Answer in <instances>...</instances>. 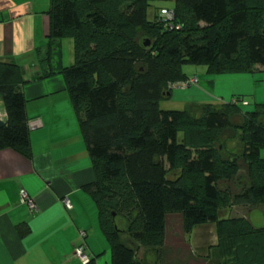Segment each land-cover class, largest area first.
I'll use <instances>...</instances> for the list:
<instances>
[{"label": "trees", "instance_id": "16d2710c", "mask_svg": "<svg viewBox=\"0 0 264 264\" xmlns=\"http://www.w3.org/2000/svg\"><path fill=\"white\" fill-rule=\"evenodd\" d=\"M155 1L52 0L50 12V38L74 41L75 63L62 76L96 175L87 191L98 206L112 264H143L133 244H160L167 207L181 213L186 233L215 226L219 264H264V228L222 218L225 208L264 206V104L246 110V100L237 97L203 105L198 117L159 108L173 84L188 80L184 65L206 66L212 75L264 69V0H165L175 4L172 27L161 18L163 9L147 20ZM143 34L152 38L141 41ZM24 84L15 63L0 61L6 111L0 151L29 158ZM238 113L244 117L239 154L248 181L233 191L240 166L219 157L216 139ZM134 212L131 243H125L112 217Z\"/></svg>", "mask_w": 264, "mask_h": 264}, {"label": "crops", "instance_id": "0c3cea01", "mask_svg": "<svg viewBox=\"0 0 264 264\" xmlns=\"http://www.w3.org/2000/svg\"><path fill=\"white\" fill-rule=\"evenodd\" d=\"M51 8L52 0H0V61L21 70L31 140L29 158L10 149L0 151V264H84L77 255L81 247L88 258L99 256L96 264H112L98 206L87 191L96 175L62 76L74 63V41L50 38ZM208 74L199 79V87L174 88L168 99L186 101L185 110L198 117L205 104L254 96L260 81L255 73ZM3 112L6 116L5 108ZM22 190L35 200L36 210L21 204ZM248 212H228L227 217L250 221ZM135 248L139 262L155 263L152 248ZM185 248L177 249L180 264L195 262L197 256L188 258Z\"/></svg>", "mask_w": 264, "mask_h": 264}, {"label": "rangeland", "instance_id": "374dc122", "mask_svg": "<svg viewBox=\"0 0 264 264\" xmlns=\"http://www.w3.org/2000/svg\"><path fill=\"white\" fill-rule=\"evenodd\" d=\"M173 3L170 1L159 0L155 2H151L149 7L147 8V20L153 22L157 15L159 14L162 8H167L171 10ZM152 36L143 34L140 38L141 41H145L147 39H151ZM66 39V38H65ZM70 39V38H67ZM73 50V49H72ZM73 62L75 63V53L73 51ZM73 63V64H74ZM183 73L187 76L188 80L175 83L169 90V94L171 97L172 92L175 90L174 88H182L188 89L190 87H199V79L208 77L209 71L206 66L203 65H184L182 67ZM258 74L257 78H260V81L256 84V91L254 96H251L246 99L247 104L249 106H245V102L242 104L244 105V109L246 110H254L256 107V102H260L261 100L264 101V73L260 70H256L254 72ZM249 74V73H243ZM231 75V74H230ZM194 78H198V82H195L194 85L189 83L188 81L193 80ZM255 94L257 96V100L255 98ZM236 99H232L229 102H234ZM245 100V99H244ZM222 100H218L221 102ZM262 101V102H263ZM225 103V102H224ZM227 103V102H226ZM237 103V102H236ZM186 101H173L172 99L162 100L159 103L160 110H175V111H184L187 106ZM203 109V108H202ZM244 122V117L242 113L234 114L230 118L231 127L220 132L217 136V148L219 149V157L221 159H225L228 162H232L234 160L238 161L240 166V174L234 178L232 183V190L239 191L241 190L248 181V172L247 168L242 164L241 157H240V150H241V143H242V132L240 127ZM262 157H264V151L262 152ZM221 181L223 179L220 176ZM226 185L221 184L220 188L225 191ZM235 207L225 208L222 209V218L223 216H227L228 212L230 214L236 216L240 215L243 212L247 214L251 218L250 221L254 224L257 228L264 227V206H256L250 207L248 209L240 208V210H234ZM136 217V212L133 215L128 216L124 214H116L112 219L116 222L117 225L123 234H121L123 242L131 243V235L128 232L129 225H131ZM166 220H167V228L166 234L162 237L161 242L159 245L152 246V254L155 256L154 264H180L182 258H179L177 254V249L179 247H187L183 250V253H189L190 256H197V260L195 262L191 261L189 264H218L221 260V251L218 247L219 237L217 236L215 226L207 227L205 229H197L192 233H186L183 228V219L180 212H176L171 207L166 208ZM128 226L126 227L125 225ZM126 228V229H125ZM134 247H144L137 243L133 244ZM109 247V246H108ZM187 251V252H186ZM184 259H187L184 257ZM192 259V258H191Z\"/></svg>", "mask_w": 264, "mask_h": 264}, {"label": "built area", "instance_id": "2783aa9c", "mask_svg": "<svg viewBox=\"0 0 264 264\" xmlns=\"http://www.w3.org/2000/svg\"><path fill=\"white\" fill-rule=\"evenodd\" d=\"M161 18L169 27H172L173 21L175 20L174 10L163 9L161 11ZM188 82L191 83L192 85H194L195 82H198V79L194 78L193 80H190ZM244 104H247V103H244ZM5 118H6V116H5ZM20 202L22 205H26L30 211H34L37 209V205H36L35 200L25 190H22L20 192ZM64 205L67 209H71V205H70V202L68 200H64ZM81 236H82V238L86 237V234L82 233ZM77 255L81 258V260L83 261L84 264H87L90 262V258H88L85 255L84 247H81L77 250Z\"/></svg>", "mask_w": 264, "mask_h": 264}, {"label": "water", "instance_id": "95a60500", "mask_svg": "<svg viewBox=\"0 0 264 264\" xmlns=\"http://www.w3.org/2000/svg\"><path fill=\"white\" fill-rule=\"evenodd\" d=\"M4 111V107L3 104L0 102V112ZM6 126V121L5 118L4 119H0V129L4 128ZM116 214H113V216H115Z\"/></svg>", "mask_w": 264, "mask_h": 264}, {"label": "bare ground", "instance_id": "6f19581e", "mask_svg": "<svg viewBox=\"0 0 264 264\" xmlns=\"http://www.w3.org/2000/svg\"><path fill=\"white\" fill-rule=\"evenodd\" d=\"M5 118V113L4 112H0V119H4Z\"/></svg>", "mask_w": 264, "mask_h": 264}]
</instances>
